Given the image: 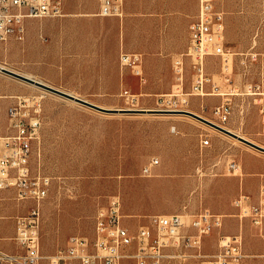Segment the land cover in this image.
I'll return each instance as SVG.
<instances>
[{"label": "rangeland", "instance_id": "1", "mask_svg": "<svg viewBox=\"0 0 264 264\" xmlns=\"http://www.w3.org/2000/svg\"><path fill=\"white\" fill-rule=\"evenodd\" d=\"M62 1L63 8L81 7L92 18L101 21L103 31L107 33L106 44L111 58L116 49L119 58L122 52L141 53L145 73L149 72L155 87L168 89L171 83L174 85L173 91H166L163 95H142L140 79L126 70L129 74L118 82L116 93L77 97L106 109L160 110L159 100L169 99L170 92L179 93L182 89L184 92L191 91L196 74L191 60L186 58L184 83L179 85L173 71V56L168 55L176 51L184 53L188 48L189 38L187 32L181 31L180 23L177 26L179 31L168 33L157 17H146L144 21H129L131 31L127 33L120 31V26L125 25V16H98L99 0ZM149 2L157 3L158 0ZM215 5L219 11L241 15V22L233 24L235 35L252 33L264 22V16H259L258 12L264 8V0H215ZM238 8H245L247 12L240 13ZM199 9L200 0L198 12ZM194 20L195 17H192V22ZM171 35L173 41L169 39ZM236 50L246 52L249 49ZM239 58L235 55L226 63L220 56H208L204 60L205 73L224 91L228 86L225 78L228 73L233 75L237 84L246 80ZM8 68L17 70L10 66ZM253 77L254 74H251L247 80L257 81ZM110 82L113 84V81ZM1 83L18 87L19 95L44 96L41 139L35 145L32 160L35 172L42 171L52 179L42 209L40 241L44 255H52L66 247L72 236L92 237L98 212L108 207L113 197L119 196L123 224L135 235L141 227L150 225L154 215L183 214L187 225L199 213L222 215L224 225L221 229L204 236L198 246H182L180 258H168L164 263L206 264L216 253L220 237L232 235L228 231L233 226L226 221L236 219L234 199L242 192L255 201L258 199L259 187L264 180V152L194 117L97 110L0 72ZM125 89L137 95L134 107L122 95ZM61 90L75 93L71 89ZM196 98L197 108L194 107ZM203 98L191 96L190 104L185 108L196 111L208 120L219 122L213 109L223 102V97ZM207 98H212L214 103L208 102ZM7 100L10 101L9 98ZM241 104L240 101L234 103V114L224 126L264 147L257 105L248 101L245 113L241 114ZM9 105L10 102L0 100V136L11 131ZM205 139L210 140V145L203 144ZM152 159H158L159 164L147 175L144 167ZM229 161H236L241 169L233 173L227 166ZM247 178L256 180L252 191L246 186ZM31 205V201L16 200L14 189L0 190L1 249L9 253L17 252L15 218L27 214ZM237 228L238 232L242 230L244 234L245 258L248 250L264 246V230L261 227L247 220L242 228L236 224ZM183 232L187 235L196 234L190 227ZM11 244L15 249L8 248L7 245ZM174 252L171 249L168 254L173 255ZM127 253L134 255L136 244ZM122 264L136 262L131 257L124 259Z\"/></svg>", "mask_w": 264, "mask_h": 264}, {"label": "built area", "instance_id": "2", "mask_svg": "<svg viewBox=\"0 0 264 264\" xmlns=\"http://www.w3.org/2000/svg\"><path fill=\"white\" fill-rule=\"evenodd\" d=\"M124 0H99L100 17H122ZM64 15L62 0H0V42L10 39H26L27 19L58 18ZM187 50L176 57L173 71L179 85L185 79V61L189 58L195 69V78L189 93L169 94V99H160V110L186 111L191 96L204 97L208 94L223 97V102L214 107L213 113L225 128L234 114V98L249 99L259 109L264 135V70L257 81L234 83L226 75L227 85L223 91L213 78L205 73L204 60L208 56H220L228 63L237 53L226 45L224 13L217 10L215 0H200V9L191 23ZM252 62L259 59L258 53L250 55ZM121 65L131 70L134 76L146 83L143 56L140 53L123 52ZM264 69V68H263ZM211 85L210 92L207 90ZM122 95L134 107L137 95L125 89ZM43 95H20L8 110L11 131L0 136V190L14 189L16 200L31 201L25 215L15 218L16 235L14 240L18 251L9 253L0 248V264H122L126 258H134L136 264H164L168 258H180L182 246H198L204 236L224 225V217L217 214L199 213L187 225L186 216L154 215L150 225L143 226L135 235L123 224L122 203L119 196L113 197L110 205L101 209L95 221L92 237L75 235L69 238L66 247L52 255H44L41 249V228L43 203L48 198L52 179L35 172L32 160L35 145L40 143L43 124ZM188 111V110H187ZM204 145H210L205 139ZM158 159H152L144 167L150 175ZM233 173L241 169L236 161L227 164ZM237 218L241 223L250 220L255 226L264 223V181L260 185L258 199L242 192L233 201ZM190 227L196 231L187 235L183 231ZM136 244V253H127ZM173 249V255L168 251ZM245 259L244 234L239 231L232 235H222L216 253L206 264H241Z\"/></svg>", "mask_w": 264, "mask_h": 264}, {"label": "crops", "instance_id": "3", "mask_svg": "<svg viewBox=\"0 0 264 264\" xmlns=\"http://www.w3.org/2000/svg\"><path fill=\"white\" fill-rule=\"evenodd\" d=\"M149 1L124 0L123 16H125L126 22L125 25L120 26V31H126L127 33L131 31L129 21H144L146 17H157L162 22L165 32L175 33L179 31L177 26L180 23L181 31L187 32L190 39L189 26L192 17L196 19L198 15V0H167V3L162 2L165 0H158L157 3L151 4ZM187 1H189V5ZM245 11L247 12V9L238 8L240 13ZM63 12L64 15L60 18L27 19L25 21L27 32L24 41L10 39L6 42H0V62L6 65L7 68L10 66L19 71L27 72L33 78L57 89L75 90V93L71 94L76 96L116 93L118 82L123 79L124 75L127 76L131 70L121 65L117 49L114 57H110L106 44L107 33L103 31L101 21L92 18L91 14L81 7H64ZM258 12H260L259 16H264V8ZM223 13L226 45L237 53L236 56H240V67L243 69V74L246 75V80L241 83L249 81L247 79L250 78H247V76H251V74H254L253 78L259 80L260 74L264 70V22L252 33H246L245 36L242 33L235 35L233 24L241 22V15L239 13L233 15L231 11ZM234 16H238V18L235 19ZM169 39L173 41L174 37L171 35ZM187 42L188 40L185 43ZM236 49L249 50L242 52ZM252 53L259 54L257 62L251 61L250 55ZM180 54L176 51L168 55L173 56L174 61ZM227 75L234 82L233 75L231 73ZM145 77L146 83L141 84L140 87L142 95L159 96L174 89L172 83L169 88L167 87L168 89L160 86L155 87L148 71L145 73ZM110 81H113V84ZM207 90L210 92L211 85H208ZM19 92L18 87L16 88L14 85L0 84V100L10 102L9 106L13 104L17 96H20ZM207 96L212 97L215 95L208 94ZM8 98L10 101L7 100ZM233 100L234 103L238 101L242 103L241 114L245 113V105L250 100L242 97H235ZM197 101L198 98L194 101V107L196 108L198 107ZM207 101L214 103L212 98H207ZM193 112L198 114L196 111ZM255 183V179H246V186L251 191L254 190ZM235 217L236 219L226 221V223L228 222L229 225L233 226V229L229 230L228 233L238 232L236 224L242 228L245 222L241 223L236 215ZM261 229L264 230V223ZM14 230L16 232V229ZM7 246L11 250L15 249L12 244ZM246 255L247 257L241 264H264V246L248 250Z\"/></svg>", "mask_w": 264, "mask_h": 264}, {"label": "water", "instance_id": "4", "mask_svg": "<svg viewBox=\"0 0 264 264\" xmlns=\"http://www.w3.org/2000/svg\"><path fill=\"white\" fill-rule=\"evenodd\" d=\"M0 72L3 73V74H6V75H9V76H12L14 78H17L21 81H24L28 84H31V85H34L38 88H41L45 91H48V92H51V93H54V94H57L59 96H62V97H65L67 99H70L72 101H75L77 103H80L82 105H85V106H88V107H91V108H94V109H97V110H102V111H111V112H115V113H121V114H145V113H151V114H169V115H187V116H191V117H194L206 124H208L209 126L227 134V135H230L246 144H248L249 146L255 148V149H258L260 151H263L264 152V147L244 138V137H241L239 135H237L236 133L220 126V125H217L216 123L212 122L211 120H208L194 112H191V111H170V110H157V109H106V108H103L101 106H98L94 103H91L85 99H82L80 97H77L71 93H68V92H65L61 89H57L55 87H52L40 80H37L33 77H29L25 74H22L20 72H17V71H14L10 68H7L3 65H0Z\"/></svg>", "mask_w": 264, "mask_h": 264}, {"label": "bare ground", "instance_id": "5", "mask_svg": "<svg viewBox=\"0 0 264 264\" xmlns=\"http://www.w3.org/2000/svg\"><path fill=\"white\" fill-rule=\"evenodd\" d=\"M25 75H27V76H29V77H33L32 75H30V74H25ZM30 85V84H29ZM32 86V85H31ZM34 86V85H33ZM36 87V86H35ZM226 128V127H225ZM226 129H228V130H230V131H232L231 129H229V128H226ZM232 132H234V131H232ZM235 133V132H234ZM237 135H239V136H241V137H244V136H242V135H240V134H238V133H236ZM244 138H246V137H244ZM246 139H248V138H246ZM249 140V139H248Z\"/></svg>", "mask_w": 264, "mask_h": 264}]
</instances>
